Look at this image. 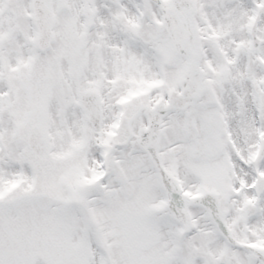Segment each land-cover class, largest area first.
<instances>
[{"label":"snow or ice","instance_id":"6c2138e0","mask_svg":"<svg viewBox=\"0 0 264 264\" xmlns=\"http://www.w3.org/2000/svg\"><path fill=\"white\" fill-rule=\"evenodd\" d=\"M0 264H264V0H0Z\"/></svg>","mask_w":264,"mask_h":264}]
</instances>
